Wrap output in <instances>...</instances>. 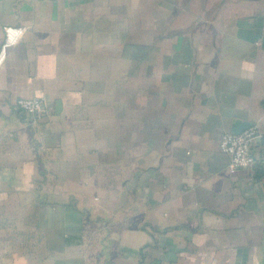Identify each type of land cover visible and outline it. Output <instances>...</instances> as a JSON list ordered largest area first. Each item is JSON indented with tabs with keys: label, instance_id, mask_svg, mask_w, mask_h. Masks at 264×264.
<instances>
[{
	"label": "crops",
	"instance_id": "obj_1",
	"mask_svg": "<svg viewBox=\"0 0 264 264\" xmlns=\"http://www.w3.org/2000/svg\"><path fill=\"white\" fill-rule=\"evenodd\" d=\"M10 27L0 264H264V161L220 150L264 134V0H0Z\"/></svg>",
	"mask_w": 264,
	"mask_h": 264
},
{
	"label": "built area",
	"instance_id": "obj_2",
	"mask_svg": "<svg viewBox=\"0 0 264 264\" xmlns=\"http://www.w3.org/2000/svg\"><path fill=\"white\" fill-rule=\"evenodd\" d=\"M25 31L26 28L15 29L10 27L6 29V43L0 53V66L6 58V47L18 41ZM16 107L22 116L31 119L33 125L50 117L52 114L47 102L37 98L20 99L17 101ZM263 137L264 134L257 126H252L239 135L227 132L222 136L220 150L229 157L227 169L230 173H236L240 169L252 168L257 159L264 161V155L256 158L253 153L254 145Z\"/></svg>",
	"mask_w": 264,
	"mask_h": 264
},
{
	"label": "water",
	"instance_id": "obj_3",
	"mask_svg": "<svg viewBox=\"0 0 264 264\" xmlns=\"http://www.w3.org/2000/svg\"><path fill=\"white\" fill-rule=\"evenodd\" d=\"M250 127H252L250 122L236 121L233 126V133L239 135Z\"/></svg>",
	"mask_w": 264,
	"mask_h": 264
},
{
	"label": "trees",
	"instance_id": "obj_4",
	"mask_svg": "<svg viewBox=\"0 0 264 264\" xmlns=\"http://www.w3.org/2000/svg\"><path fill=\"white\" fill-rule=\"evenodd\" d=\"M263 105H264V101H263V103H262ZM262 167H264V164L263 165H261Z\"/></svg>",
	"mask_w": 264,
	"mask_h": 264
}]
</instances>
